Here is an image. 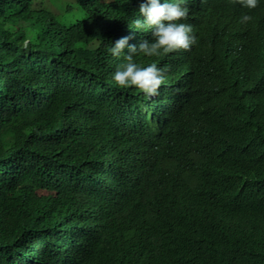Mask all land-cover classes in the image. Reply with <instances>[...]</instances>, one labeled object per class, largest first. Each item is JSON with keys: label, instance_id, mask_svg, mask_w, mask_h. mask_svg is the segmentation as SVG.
Returning <instances> with one entry per match:
<instances>
[{"label": "trees", "instance_id": "16d2710c", "mask_svg": "<svg viewBox=\"0 0 264 264\" xmlns=\"http://www.w3.org/2000/svg\"><path fill=\"white\" fill-rule=\"evenodd\" d=\"M185 1L198 45L155 63L199 89L153 107L113 80L138 0H0V264H264V0Z\"/></svg>", "mask_w": 264, "mask_h": 264}, {"label": "clouds", "instance_id": "9594fccd", "mask_svg": "<svg viewBox=\"0 0 264 264\" xmlns=\"http://www.w3.org/2000/svg\"><path fill=\"white\" fill-rule=\"evenodd\" d=\"M134 4L139 7V13L143 20L135 19L133 23L137 29L149 28L151 41L143 39L138 45H129V37L117 35L115 44L110 48L113 56L123 53L125 47L128 54L125 55L126 62L118 66L113 74V80L121 88L132 87L134 94L139 91L144 101H140L156 107L161 104L163 107L174 96V93L193 103L199 87H191L185 90L183 84L174 91L175 78L169 76L166 65L159 68L155 62V56L162 53L185 54L195 45H198L193 27L189 21V5L185 0H138ZM260 0H200L196 10L202 18L213 22L222 23L241 19V23H246L260 15L256 14ZM264 17V16H262ZM146 55L143 64L134 62L137 53ZM170 58V57H168ZM167 60V58L165 59ZM167 72V73H165ZM134 86V87H133ZM168 87L171 91H168ZM158 92H163L157 96ZM156 98L155 102L153 101ZM157 102H159L157 104ZM134 106V107H136Z\"/></svg>", "mask_w": 264, "mask_h": 264}, {"label": "rangeland", "instance_id": "374dc122", "mask_svg": "<svg viewBox=\"0 0 264 264\" xmlns=\"http://www.w3.org/2000/svg\"><path fill=\"white\" fill-rule=\"evenodd\" d=\"M56 10V9H55ZM57 11V10H56ZM58 12V11H57Z\"/></svg>", "mask_w": 264, "mask_h": 264}]
</instances>
